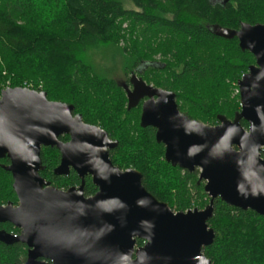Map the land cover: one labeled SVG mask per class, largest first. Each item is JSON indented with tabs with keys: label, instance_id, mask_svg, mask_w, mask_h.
<instances>
[{
	"label": "trees",
	"instance_id": "obj_1",
	"mask_svg": "<svg viewBox=\"0 0 264 264\" xmlns=\"http://www.w3.org/2000/svg\"><path fill=\"white\" fill-rule=\"evenodd\" d=\"M242 24L264 25V0H0V95L7 80L11 88L73 105L74 114L118 142L110 151L114 166L140 172L145 189L173 211L202 210L210 198L199 170L189 173L165 161L156 130L140 126L141 105L128 110L127 78L174 92L190 119L210 126L219 116L232 121L241 111L238 83L255 58L213 28L239 30ZM108 49L110 64H95L92 55L106 58ZM118 69L125 82L116 78ZM41 159L40 175L57 189L81 184L73 172L54 175L61 161L56 148H42ZM2 165L9 160H0V204L16 202L12 176ZM85 181V195H94L91 178ZM214 205L208 225L215 238L204 255L212 264H264V217L220 200ZM25 257L20 244L0 243V264Z\"/></svg>",
	"mask_w": 264,
	"mask_h": 264
},
{
	"label": "water",
	"instance_id": "obj_2",
	"mask_svg": "<svg viewBox=\"0 0 264 264\" xmlns=\"http://www.w3.org/2000/svg\"><path fill=\"white\" fill-rule=\"evenodd\" d=\"M213 30L237 39L255 58L238 83L241 111L234 120L219 116L218 125L207 126L190 119L179 110L174 92L136 76L127 94L128 110L146 100L140 126L156 130L165 161L189 173L199 170L210 198L203 210L174 212L145 189L140 172L114 166L110 151L118 142L74 114L73 105L27 88L2 91L0 159L10 161L5 170L19 206H0V223H11L21 235L0 231V242L25 244L24 264H212L203 250L215 238L208 225L215 200L264 217V25ZM63 136L69 141H60ZM47 147L61 156L54 175L74 171L82 181L79 188L59 190L40 175L41 150ZM86 177L97 188L92 197L84 194ZM139 240L144 245L137 247Z\"/></svg>",
	"mask_w": 264,
	"mask_h": 264
},
{
	"label": "flooded vegetation",
	"instance_id": "obj_3",
	"mask_svg": "<svg viewBox=\"0 0 264 264\" xmlns=\"http://www.w3.org/2000/svg\"><path fill=\"white\" fill-rule=\"evenodd\" d=\"M132 78L133 77H131L130 79H129V83H128V85L126 86V92H127V94H128V92L129 91H132L133 90V85H132V83H131V80H132ZM1 96V95H0ZM1 98V97H0ZM128 99V98H127ZM146 100H144V101H141V103L139 104V105H141V109H142V104L145 102ZM141 113H142V111H141ZM63 137H67V136H63ZM62 138V137H61ZM61 138H60V141H62V142H64V143H66V142H68L69 141V138H68V140H65V141H63V140H61ZM57 150V149H56ZM58 151V150H57ZM59 152V151H58ZM4 159H8V158H3V159H0V160H4ZM9 165H10V161H9ZM8 165V166H9ZM2 167H3V169H5V167H7V166H5V165H2ZM75 173L74 171H71V173ZM9 173V172H8ZM70 173V174H71ZM76 174V173H75ZM77 175V174H76ZM12 176V175H11ZM70 176V175H69ZM78 176V175H77ZM68 177V176H67ZM79 178V177H78ZM86 178H88V177H86ZM86 178H85V180H86ZM91 178V177H90ZM13 179V178H12ZM79 180H80V182L82 183V181H81V179L79 178ZM91 180H92V178H91ZM93 183V182H92ZM85 184H86V181H85ZM94 185V184H93ZM81 186V184L79 185V186H73V187H71V188H79ZM84 188H85V185H84ZM96 188V187H95ZM97 189V188H96ZM12 190H13V193H14V196L16 197V202H7V203H3V204H0V206H2V207H7L9 204H11L12 205V207L13 208H17L18 206H19V201H18V198H17V196H16V193L14 192V189H13V185H12ZM64 191H66V190H64ZM85 191V190H84ZM84 194H85V192H84ZM96 194V193H95ZM94 194V195H95ZM86 196V195H85ZM93 196V195H92ZM92 196H86V197H92ZM0 231H4V232H6L8 235H11L13 238H19L20 237V235H21V229H19V228H17V227H15L14 225H12L11 223H9V222H4V223H0ZM1 244H3V245H6V244H4V243H2V242H0ZM14 244H20L21 246H23V249H24V251H25V253H26V257H25V259L21 262V263H18V264H24L25 262H26V260H27V256H28V252H29V248L25 245V244H23V243H21V242H16V243H13L12 245H14ZM12 245H6V246H12Z\"/></svg>",
	"mask_w": 264,
	"mask_h": 264
},
{
	"label": "rangeland",
	"instance_id": "obj_4",
	"mask_svg": "<svg viewBox=\"0 0 264 264\" xmlns=\"http://www.w3.org/2000/svg\"><path fill=\"white\" fill-rule=\"evenodd\" d=\"M106 53H108L107 55H105L107 59H106L105 57L101 56V53H96L95 55H92V57H93V62H94L95 64H97V65H100V64H102L104 61H105V63H107V61H108V64H110L109 60L111 61L112 51L108 49ZM156 59H157V58H156ZM116 78H117L120 82H125V80H126L127 77L125 76V74L122 73V71H119V69H118V70L116 71ZM130 78H131V74H128V78H127V79H130ZM147 83H148V82H147ZM149 83H150V82H149ZM10 84H11L10 81H7V80H6V82H5V86H4V89L9 88V87L11 88V85H10ZM149 85H153V86H154V84H149ZM238 93H239V89H238ZM0 97H1V96H0ZM180 105H181V109H182L183 112H187V111H188V107H186V106L183 104V102H182V103L180 102ZM180 111H181V110H180ZM194 119H195L196 121H198V122L204 124V120H203V119L198 118V117H194ZM204 125L210 126L209 124H204ZM130 169H134V168H130ZM199 175H200V173H199ZM202 184L205 185L204 182H202ZM202 210H203V209H202ZM174 212H176V211H174Z\"/></svg>",
	"mask_w": 264,
	"mask_h": 264
}]
</instances>
